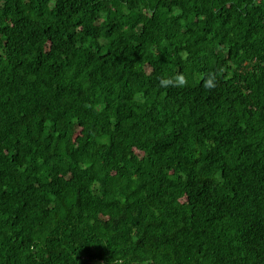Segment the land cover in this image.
<instances>
[{"label": "trees", "instance_id": "16d2710c", "mask_svg": "<svg viewBox=\"0 0 264 264\" xmlns=\"http://www.w3.org/2000/svg\"><path fill=\"white\" fill-rule=\"evenodd\" d=\"M0 264H264V0H0Z\"/></svg>", "mask_w": 264, "mask_h": 264}]
</instances>
